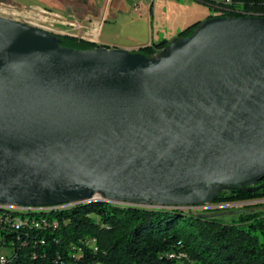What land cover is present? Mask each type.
Instances as JSON below:
<instances>
[{
    "label": "water",
    "instance_id": "water-1",
    "mask_svg": "<svg viewBox=\"0 0 264 264\" xmlns=\"http://www.w3.org/2000/svg\"><path fill=\"white\" fill-rule=\"evenodd\" d=\"M263 179L264 16L209 18L157 56L0 16L2 207H194Z\"/></svg>",
    "mask_w": 264,
    "mask_h": 264
},
{
    "label": "trees",
    "instance_id": "trees-1",
    "mask_svg": "<svg viewBox=\"0 0 264 264\" xmlns=\"http://www.w3.org/2000/svg\"><path fill=\"white\" fill-rule=\"evenodd\" d=\"M220 5L214 17L264 16V0H197ZM198 21L176 39L192 36ZM68 48L102 47L93 41L47 31ZM171 42L135 52L152 56ZM264 182V179L257 185ZM264 199L258 190L223 189L214 203ZM246 205L237 223L181 208H149L101 200L48 209L0 207V264H264V209Z\"/></svg>",
    "mask_w": 264,
    "mask_h": 264
},
{
    "label": "rangeland",
    "instance_id": "rangeland-1",
    "mask_svg": "<svg viewBox=\"0 0 264 264\" xmlns=\"http://www.w3.org/2000/svg\"><path fill=\"white\" fill-rule=\"evenodd\" d=\"M174 1L182 4L179 5L180 7L177 12L189 14V23L198 20H201L200 22H204L209 19L210 15L218 14V10L221 7L218 4H215L213 7L212 5L205 4L197 0ZM127 2L131 5L134 4L133 0H127ZM56 4L55 0H0V16L11 18L31 26L41 28L45 31L60 34H73L75 30H68L66 27L74 28L75 26L71 24L80 23L75 16H72L71 14L67 16L66 14H63L65 17L63 22H51V20L47 18V13L50 11H56L54 14H61H59L61 8ZM163 5L164 4H161L160 2L157 7L158 12H156V17L153 21L150 14H145L144 8L141 6V9H138L139 7L137 5V7H135L136 9L132 11L128 10V12L118 15H108L106 17L104 27L101 30L102 37L108 38V40L112 43L128 45L136 42L145 43L153 36L155 40H157L158 37L163 34L164 37L166 35L167 38H170L168 39L169 42H172L177 38V35L175 36L172 32L170 33V29L172 25L175 24L176 20L173 22L172 17H165L162 15ZM131 16H133V18H130ZM145 16L147 20L145 19ZM126 50L132 51L129 49ZM258 203H264V199L234 203H203L194 207L183 206L181 209L185 211L190 210L194 213L208 214L214 216L222 223L231 224L239 221L241 214L240 210H242L246 205ZM259 208L264 209V206L259 205ZM10 252L11 250L9 248L0 245V256H8ZM180 264L183 263L181 262Z\"/></svg>",
    "mask_w": 264,
    "mask_h": 264
},
{
    "label": "crops",
    "instance_id": "crops-1",
    "mask_svg": "<svg viewBox=\"0 0 264 264\" xmlns=\"http://www.w3.org/2000/svg\"><path fill=\"white\" fill-rule=\"evenodd\" d=\"M134 4L131 5L127 0H55L57 3L56 5L59 6L60 15L66 14L69 16L70 14L72 16H75L80 23H74L71 25H74V28H69L71 30H75V32L72 34L68 33L67 35L73 36L79 39H85L88 41L96 42L97 44H100L102 46L108 47V48H121V49H129L132 51H135L139 49L140 47L150 45L154 42L160 41V40H167L170 39L165 37L163 34H161L157 40H155L154 36L148 39L147 42L141 43L136 42L128 45L123 44H117L112 43L108 40V38H103L101 34V30L104 27V24L106 22V17L108 15H118L124 12H128V10H134L135 7H139L138 9H141V6L144 8L145 14H150L152 21L156 17V12H158L157 7L159 6L160 2L161 4H164L162 7L163 16L165 17H172L173 22L176 20L175 24L172 25L170 29V33L172 32L175 36L178 35V33L183 30L184 28L198 22L193 21L190 22L189 14L184 12H177L180 2L171 0H133ZM160 1V2H158ZM158 4V5H157ZM137 5V6H136ZM183 7V6H182ZM176 8V10H175ZM56 11H50L47 13V18L51 20V22L59 21L63 22L65 19L64 15L60 16L58 14H54ZM130 18H133L131 16ZM146 19V16H145ZM147 20V19H146ZM172 22V23H173ZM172 36V35H171ZM170 36V37H171ZM176 38V37H175ZM175 40V39H174Z\"/></svg>",
    "mask_w": 264,
    "mask_h": 264
},
{
    "label": "bare ground",
    "instance_id": "bare-ground-1",
    "mask_svg": "<svg viewBox=\"0 0 264 264\" xmlns=\"http://www.w3.org/2000/svg\"><path fill=\"white\" fill-rule=\"evenodd\" d=\"M57 206H58V207H62V205H57ZM57 206H52V207H57ZM0 207H2V206L0 205ZM3 208H9V207H3ZM34 208H36V209H37V208H38V209H42V208H43V209H44V208H45V209H48V208H51V207H28V208L26 207V208H12V209L20 210V209H34ZM5 260H6V259L0 260V262H5Z\"/></svg>",
    "mask_w": 264,
    "mask_h": 264
},
{
    "label": "built area",
    "instance_id": "built-area-1",
    "mask_svg": "<svg viewBox=\"0 0 264 264\" xmlns=\"http://www.w3.org/2000/svg\"><path fill=\"white\" fill-rule=\"evenodd\" d=\"M151 1H153V0H151ZM56 33V32H55ZM60 34V33H59ZM164 50V48L163 49H160V50H158V51H156L152 56H157V55H159L162 51ZM62 205H64V204H62ZM3 259H7V255H1L0 256V260H3Z\"/></svg>",
    "mask_w": 264,
    "mask_h": 264
}]
</instances>
